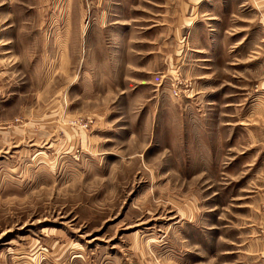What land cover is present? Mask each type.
Instances as JSON below:
<instances>
[{
	"label": "rangeland",
	"instance_id": "rangeland-1",
	"mask_svg": "<svg viewBox=\"0 0 264 264\" xmlns=\"http://www.w3.org/2000/svg\"><path fill=\"white\" fill-rule=\"evenodd\" d=\"M258 1L0 0V264H264Z\"/></svg>",
	"mask_w": 264,
	"mask_h": 264
},
{
	"label": "crops",
	"instance_id": "crops-1",
	"mask_svg": "<svg viewBox=\"0 0 264 264\" xmlns=\"http://www.w3.org/2000/svg\"><path fill=\"white\" fill-rule=\"evenodd\" d=\"M258 0H255V2H257ZM259 2V7H260V14H262L263 12H262V9L261 8H264V4H262L263 2H264V0H259L258 1Z\"/></svg>",
	"mask_w": 264,
	"mask_h": 264
}]
</instances>
